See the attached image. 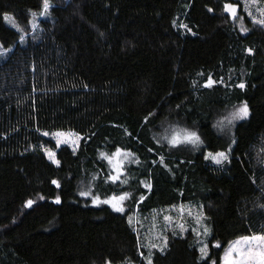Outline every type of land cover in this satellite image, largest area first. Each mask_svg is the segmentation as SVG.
Masks as SVG:
<instances>
[{"label": "trees", "instance_id": "trees-1", "mask_svg": "<svg viewBox=\"0 0 264 264\" xmlns=\"http://www.w3.org/2000/svg\"><path fill=\"white\" fill-rule=\"evenodd\" d=\"M48 2L0 0V264H222L264 235V26L243 1ZM185 129L198 144L173 145ZM57 132L79 146L58 147ZM117 152L129 159L113 183ZM111 196L122 214L93 205ZM183 206L210 227L206 259L194 231L148 242Z\"/></svg>", "mask_w": 264, "mask_h": 264}, {"label": "rangeland", "instance_id": "rangeland-1", "mask_svg": "<svg viewBox=\"0 0 264 264\" xmlns=\"http://www.w3.org/2000/svg\"><path fill=\"white\" fill-rule=\"evenodd\" d=\"M242 6L244 9V12H246V16L251 20V23H253L256 26H264L258 23H255V20H264V4L260 3L257 0H242ZM237 9H239L237 7ZM232 17V16H231ZM233 18V17H232ZM233 21H235L236 25H238L240 27L241 33L245 34V31L243 28L244 25V21H246V19H244L237 11V16L236 18L232 19ZM239 109V108H238ZM238 109L235 111L237 112ZM234 113V112H233ZM232 113V114H233ZM232 117V116H231ZM239 120V119H237ZM191 131L188 129H185L184 131H182L181 133H177L174 132L173 135H171L168 139L169 141H171L173 139V137L177 138V144H181V143H188L185 139V133H190ZM62 133V132H61ZM65 135L63 137H57L55 134L52 135L53 139L55 140L56 144L58 147H62V146H69L72 150L76 149L81 141L80 136L75 135L74 133H64ZM60 141V143L58 144L57 141ZM51 151V150H50ZM54 153V157L50 158L47 154L48 159L54 163V164H58L54 161L56 160V156H55V151H52ZM46 153V152H45ZM121 155L119 157H117L115 154L110 157V159H112V163H109V160L107 159L110 168L113 172L112 175V181L113 183H118V181L120 180V175L123 173V167L125 162L129 159L128 154L124 153V152H120ZM216 155V154H215ZM207 157H209V154H207ZM225 160H221V162H223ZM117 162L119 163L120 167V171H116V165ZM115 178V179H114ZM112 197H120V196H111L109 198H98L96 199V201L93 203L94 206H108L110 207L113 211L117 212L113 207H112ZM108 200L110 201V203H103V201ZM118 206L123 208V201H117ZM123 211L121 212H117V213H123ZM155 217H158V213L154 212ZM148 218H141L140 219V224H141V229H145L148 226ZM157 222L153 223L152 226L148 229L150 231V239L148 240V242H150L149 244L153 243L154 240L156 242L163 243L166 242L167 240V236L170 235L171 233H175L176 231H179L183 234L190 232V231H194L197 235V238L199 239L200 242V246H199V250L201 249L202 246L207 245V249L206 252L204 254L201 253L200 251V257L201 259H206L208 256V244H207V237L211 234L210 231V227H208L205 224V216L203 214V211L201 209L198 208H193L190 206L188 207H174L172 209L167 210V213H163L161 220H156ZM158 223V224H157ZM205 229H207V231H205ZM145 236V235H144ZM234 243V242H233ZM232 243V244H233ZM258 243V242H257ZM231 244V245H232ZM245 247H248L247 245ZM228 249V248H227ZM224 257V256H223ZM234 258L239 259L238 256H235ZM222 264H223V260H222Z\"/></svg>", "mask_w": 264, "mask_h": 264}, {"label": "snow or ice", "instance_id": "snow-or-ice-1", "mask_svg": "<svg viewBox=\"0 0 264 264\" xmlns=\"http://www.w3.org/2000/svg\"><path fill=\"white\" fill-rule=\"evenodd\" d=\"M49 8V2L48 0H44V10L47 12ZM209 11H212V9H209ZM237 7L234 6L232 3H226L224 5V12L230 14L234 19L237 16ZM255 23L264 25V20H255ZM246 32L247 29H244ZM251 51V50H249ZM212 81H209V85H211ZM239 87L243 88L244 85L240 84ZM248 115V108L247 105L242 106L237 112H234L232 114L231 120L244 118ZM231 120L229 123H231ZM45 136L48 135V133H44ZM57 137H63L65 134L61 132L55 133ZM184 139L187 142L198 144L199 138L196 136L194 132L185 133ZM173 145L177 143V138L173 137V139L170 141ZM57 143L59 144L60 141L58 140ZM46 154L50 157H54V153L50 150H45ZM117 157L121 155L120 152H117L115 154ZM209 157L217 164L221 163V160H226L227 156L224 152L217 153L216 155H213L212 153H209ZM105 159L109 160V163H112V159L105 157ZM58 163V161H54ZM120 165L117 162L116 165V171H120ZM115 179V178H114ZM54 184L59 187V184L56 181H53ZM82 196L88 197L90 193L88 191H82L80 193ZM98 199V197L96 198ZM125 199L124 196L120 197H112V207L117 211L121 212L123 211V208L118 206L117 201H123ZM57 204L60 203V200L57 198L55 201ZM32 201L29 200L27 202V205L30 207L32 205ZM103 203H110V201L105 200ZM207 231V229H205ZM258 242V243H257ZM248 247H245V246ZM214 247H220V245L217 243L214 245ZM207 245H204L201 247L200 251L202 254L206 252ZM235 256H238L239 259L234 258ZM223 264H264V235H252V236H243L237 241H235L232 245L228 247V249L224 253L223 257Z\"/></svg>", "mask_w": 264, "mask_h": 264}]
</instances>
